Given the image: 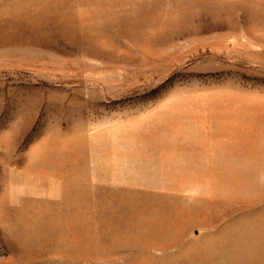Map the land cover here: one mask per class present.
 I'll list each match as a JSON object with an SVG mask.
<instances>
[{"label":"rangeland","instance_id":"1","mask_svg":"<svg viewBox=\"0 0 264 264\" xmlns=\"http://www.w3.org/2000/svg\"><path fill=\"white\" fill-rule=\"evenodd\" d=\"M0 264H264V0H0Z\"/></svg>","mask_w":264,"mask_h":264}]
</instances>
